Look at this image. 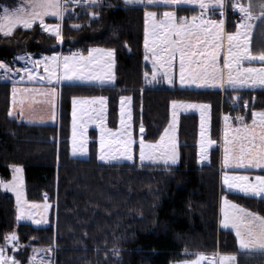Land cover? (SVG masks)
I'll return each instance as SVG.
<instances>
[{"label": "trees", "instance_id": "1", "mask_svg": "<svg viewBox=\"0 0 264 264\" xmlns=\"http://www.w3.org/2000/svg\"><path fill=\"white\" fill-rule=\"evenodd\" d=\"M252 2L255 5L257 0ZM18 3L0 0V12ZM71 8L74 12L70 10L62 22L63 43L40 26L18 29L10 37L0 35V61L11 63L22 54L115 50V84L63 85L59 124L42 126L10 118L13 84L0 82V180H11V167L22 166L27 198L54 204L49 227L17 224L14 197L0 186V246H8L4 238L15 232L19 237L16 244L25 249L54 247L52 264H172L193 260L202 253H236L237 264H264V255L238 253L232 233L219 228V206L224 195L264 213V200L223 189L219 147L222 107L227 111L234 107L236 117H243L239 123L252 124L253 113L264 112V89L222 92L149 86L152 69L144 54L145 12L153 10L162 15L163 9L127 5L122 0H103L100 7L90 9ZM227 11V31L231 34L238 23L232 19L230 6ZM253 40L254 52L264 50V39L254 34ZM123 96L131 97L135 134L138 136L143 126L144 137L151 142L168 127L174 101L208 104L211 137L218 144L211 151L210 164L200 166L197 162L200 122L195 114L180 118L177 166L100 163L95 130L91 156L87 160L72 158L73 99L105 97L108 125L114 129Z\"/></svg>", "mask_w": 264, "mask_h": 264}, {"label": "snow or ice", "instance_id": "2", "mask_svg": "<svg viewBox=\"0 0 264 264\" xmlns=\"http://www.w3.org/2000/svg\"><path fill=\"white\" fill-rule=\"evenodd\" d=\"M103 0H21L19 6L9 8L5 6L0 15V34L5 37L13 35L17 27L31 29L33 25L39 24L45 32L56 37L63 43L62 22L69 11L74 12L71 6L90 9L100 7ZM127 5H195L201 10V19L199 24L196 23V17L192 18V23L189 24L187 18H184L183 24H177L174 11H165L163 16L166 23L162 25V31H157V25L153 24L152 31V47H149V38L146 34L145 49L151 51L154 57L153 66L159 63L165 69L164 77L169 85L174 84L172 68L173 60L179 54V83L181 87L195 86L203 87H225L243 88V87H264V50L254 52L253 37L254 34L264 39V0H257L254 5L252 0H247V3H242L241 0H124ZM234 12H238L242 19L236 25L237 31L228 34L227 39V56L223 65L217 63L220 55V50L223 47L224 36L223 20L220 23H214L209 17L205 19L206 14L210 10L219 9L220 15L223 16L228 7ZM93 19L97 18V13H92ZM145 16L148 20L154 21L156 13L154 11H146ZM45 17H55L61 23L47 24ZM78 28V25H73ZM159 41V50L157 48ZM115 50L91 49L88 56L85 57L80 53H75L71 56L61 57L53 55L44 57L43 60H32L31 57H16V60L26 59L34 67L40 64L44 65L47 77H40L47 84H60L63 81L75 82H98L100 85L114 84L115 77L111 72L114 65ZM199 57H203L199 59ZM145 59H148L147 55ZM106 60V63L103 61ZM49 61L50 63H45ZM259 63L260 67L248 66ZM186 65L188 70L186 72ZM195 66V67H194ZM108 69L105 71V69ZM225 69L227 71H225ZM21 69H16L19 74ZM28 75L29 80H36L37 76L30 69H23ZM13 72L11 66L0 62V75L5 79ZM147 73L145 78L147 79ZM23 77H21L22 79ZM157 80V73L153 71L152 79L149 83ZM27 93L28 96H40L45 99L40 101L41 104L50 105L53 109L52 118H55L56 97L58 93L55 87H45L41 85L37 89L20 90L15 87L12 89V104L13 108L17 104V93ZM26 97L21 96L19 100L20 111L23 113ZM28 103H32L29 99ZM100 104L101 108L106 104L105 98L101 97L98 100H78L73 99V141L72 155L84 156L87 155V140L83 132L80 133L79 140L77 139V106L88 104ZM121 103V115L124 114V105L131 103V97H123ZM208 105L197 104H178L172 103L173 121L169 125L170 129L175 128L176 110L177 109H199L203 118L204 112L207 111ZM9 116H12L10 111ZM130 119V116H129ZM225 122L228 117H224ZM243 121V117L239 118ZM29 122H33L29 120ZM124 120H121V127L124 128ZM84 126L81 125V128ZM225 131L224 139V166L226 168H256L264 169V112L253 113L252 127L244 126ZM140 132H144L143 126L140 127ZM123 133L110 132L108 138L105 137V130L101 127L100 139V155L99 159L105 163L113 161L127 160L134 161L133 144L131 133L127 134V139L122 138ZM209 144L212 141H208ZM115 145V147H114ZM139 160L143 164L144 161L151 163H162L165 166L175 165L178 161V153L176 151V143L174 132L170 136L169 130L166 129L164 135L160 139L159 144L145 143L143 137L139 141ZM159 153V156H157ZM208 158V153L204 144V128L202 123L201 129V154L200 162L203 163ZM16 175L13 176L12 182L5 183L0 180V186H3L6 191H13L16 195L17 205L19 206L20 214L18 220L32 219L31 209L39 208L40 205L28 204L24 199L22 179L20 173L23 169L15 167L13 169ZM224 184L227 188L242 193L247 197H260L264 199V175H257L255 181H250L249 176H224ZM224 205L230 207L233 211L229 213L225 211L222 226L225 229L231 228L235 232V237L238 242V250L246 254L258 253L264 255V215L257 212L249 211L240 208L235 204H229L227 198H224ZM49 205H44V212L47 213ZM41 223L42 221H33ZM46 222V221H43ZM9 243L15 245L19 237L13 232L11 235L4 238ZM52 249H49L51 252ZM114 253L117 251L113 249ZM207 258L203 255L199 256L194 262L189 264H201V261ZM236 256L223 255L220 257L219 264H235ZM0 264H19L16 258L5 255V250L0 247ZM210 264H217L215 260Z\"/></svg>", "mask_w": 264, "mask_h": 264}, {"label": "rangeland", "instance_id": "3", "mask_svg": "<svg viewBox=\"0 0 264 264\" xmlns=\"http://www.w3.org/2000/svg\"><path fill=\"white\" fill-rule=\"evenodd\" d=\"M124 2V0H122ZM138 6H141V5H138ZM178 15H181V14H176L175 12V17H176V20L174 21L175 23L177 24H183L181 22H178V18L180 16ZM178 16V18H177ZM188 23H190L189 21H191L192 23V20H187ZM166 23L165 21V17L163 19H159L157 16L155 18L154 21H150L146 18V23H145V38H146V34L148 35V38H149V47L151 48L152 47V31H153V24L157 25V31H162V25ZM145 43V42H144ZM159 41H157V48L159 50ZM144 54L145 56L147 55L148 59H145V62L147 64H149L152 68V74H153V71H156L157 73V80L154 81V82H151L149 83V81H151L152 79V74L151 76L148 78L147 80V85L149 86H168V87H176V74H177V67L180 66L179 64V54L177 53L176 55V58L173 60V68H172V74H173V79H174V84L173 85H169L166 81V78L164 77V71L165 69L163 67H161V65L159 63H157L155 65V69H154V66H153V60H154V57L152 56V53L151 51H146L145 49V46H144ZM16 57H31L32 60H36L35 58H33V54H24L21 55V56H16ZM39 60H43V59H39ZM0 62H4V61H0ZM5 64L11 66V68L13 69V72L9 75V78L5 79L2 75H0V82H26V81H30L29 78H28V75L25 71H23V69L25 67H27L28 69H30L32 71V73L34 75L37 76V79L34 80V81H38L40 80L39 78L40 77H43L45 76V69H44V65L43 64H40L39 66H33L30 62H28V60L26 59H21V60H16L14 59L11 63L9 62H4ZM46 63V61H45ZM43 68L44 70V73L41 74V69ZM16 69H21V71L19 72V74H17L15 72ZM21 77H23L21 79ZM264 88V87H262ZM123 97H126V96H123ZM121 97V99L123 98ZM101 97H91V98H75V99H78V100H93V99H99ZM105 98V97H103ZM120 99V101H121ZM106 100V104L103 106V109L101 108V105L100 104H88V105H84L81 109V106H77V120H76V123H77V139L79 140L80 138V133L81 131L83 132L84 134V137H86V140H87V155H84V156H80V155H77V156H73L72 155V141H73V116H72V124H71V141H70V156L72 158H75V159H83V160H87L90 156H91V152H90V142L92 141V131L95 130L96 131V139L95 141L97 142L98 144V149H97V160L100 162V163H103V164H120V163H135L137 162L138 164H141V165H147V164H153V165H162V166H165L163 165L162 163H151L149 161H144L143 164L140 162L139 160V141L141 139V137H143L145 143H150V144H159L160 143V139L161 137L164 135V132L166 129L169 130V133H170V136L173 134L174 132V137H175V143H176V151L178 153V161L175 165H168V166H177L180 162V157H179V138H178V128H179V121H180V118L182 115H188V114H195L199 117V138H198V165L200 166H207L210 164V154H211V151L215 148H217L218 144L217 142H215L212 137H211V108L208 104H202V103H196V102H177L178 104L180 103H183V104H197V105H208V109L207 111L204 112V115H203V118L201 116V111L199 109H177L176 110V117H175V120H176V124H175V128L174 130L173 129H170L169 128V125L172 124V121H173V108H172V104H171V116H170V122H169V125L168 127L164 130L162 136L157 140V141H149L147 140L143 134H141L139 132V135L137 136L135 134V130H134V126H133V121H132V105L131 103L128 104L126 103L124 105V114L123 116L121 115V103L119 102V119H118V125L116 128L112 129L109 125H108V103H107V99L105 98ZM72 110H73V104H72ZM73 112V111H72ZM129 116H130V119H129ZM124 120L125 124H124V128L122 129L121 127V120ZM202 123H203V128H204V144H205V147H206V151L208 153V158L203 162L201 163L200 162V154H201V129H202ZM81 125H83L84 127L81 128ZM249 126V127H252V124H249V125H244L242 123L240 124H237L235 129H238L239 126ZM101 127L104 128L105 130V137L106 139L108 138V133L109 131L110 132H116V133H123V136L122 138L123 139H127V134L130 132L131 133V136H132V139L135 141V143L133 144V155H134V161H127V160H119V161H113L112 163H105L103 161H101L99 159V155H100V139H101ZM227 127H232L231 125L229 126H225L223 129L227 128ZM224 139H225V134H224ZM208 141H212L211 144L208 143ZM224 143V141H223ZM223 145V149H224V144ZM115 147V145H114ZM157 156H159V153H157ZM221 165L223 166V170H224V150H222V153H221ZM223 161V163H222ZM15 167H19V168H22V166H12L11 167V174H12V177H11V180L9 181H4L5 183H11L12 180H13V176L16 175L13 171V169ZM227 169H234V168H227ZM224 173V176L225 175H228V176H241V175H247L249 176L250 178V181L254 182L255 181V177L257 175H264V172H255V173H244V172H239V173H235V172H223ZM21 179H22V186H23V193H24V199L28 202V204H37V205H40L39 208H34V209H31V213H32V219H23V220H18L17 217L19 216L20 214V210H19V206L17 205V200H16V195L13 191H6L4 189L3 186L2 189L4 192L10 194L11 196L14 197V200H15V204H16V222L17 224H29L31 226H33L34 228H47L51 225V217H52V214H53V206L54 204H52L51 202H31L28 198H27V193H26V183H25V177H24V169L22 171V173L19 174ZM252 175H254L255 177H252ZM224 176H223V180H224ZM221 183H222V187L223 189L229 193V194H235V195H240V196H243V197H246V198H251V199H255V200H264L260 197H256V198H252V197H247V196H244L242 193H239V192H236L235 190H229L227 188V186L224 184V182H222V179H221ZM226 197V195H224V197L221 198L222 200V203L220 202V206H219V228L223 231H227V232H231L233 237H234V240H235V247H236V250L238 251V253H243V254H246L242 251H239L238 250V242L236 240V237H235V232L233 229L231 228H228V229H225L223 228L222 226V221H223V218H224V213L225 211H228L229 213H231L233 210L230 208V207H226L224 205V198ZM50 197H47V199H49ZM227 198V197H226ZM227 200L229 201V204H235L237 205L238 207L240 208H244V209H247L249 211H254V212H257L259 213L260 215H264V213H260L258 212L259 210H252L250 208H246L240 204H238L237 202L235 201H232L230 199L227 198ZM47 204L49 205L48 209H47V213L44 212V205ZM42 221L41 223L37 224V223H34L33 221ZM43 221H46V222H43ZM10 245V244H8ZM15 246V245H14ZM0 247H3L4 250H5V255L7 256H10V257H15L16 260L19 261V264H52V261H53V251L49 252V249H54V247L52 248H48V249H41V248H38V247H30L29 249H25L23 247H20V246H16V247H8V246H0ZM205 256L207 259L204 260V261H201V264H210L211 261L215 260L217 262V264H219V260H220V257L223 256V255H234L236 256V262L235 264H237V254L236 253H223V254H218L217 256H214V255H208V254H198L197 257L193 260H183V261H178V262H173L172 264H189V262H194L195 260H197L199 258V256Z\"/></svg>", "mask_w": 264, "mask_h": 264}, {"label": "crops", "instance_id": "4", "mask_svg": "<svg viewBox=\"0 0 264 264\" xmlns=\"http://www.w3.org/2000/svg\"><path fill=\"white\" fill-rule=\"evenodd\" d=\"M20 3H21V0H19V3H18L17 6H19ZM226 3H228V0H226ZM136 6H138V5H136ZM141 6H145V5H141ZM147 7H155V8L163 9L162 10V15H158L156 13V11H154L156 13V16L159 19H163L164 18L163 13L165 11H174V12H176V14H181V15H178V16H180L179 18L177 16L178 22L183 23L184 22V18H187V20H192L193 17H196V23L197 24H199V22H200V18H199V10L200 9L197 6H195V5H180L178 7L177 6H168V5H152V6H147ZM215 10L220 12L219 9H215ZM147 11H153V10H147ZM0 15H2V11L0 12ZM221 20H223V33H222V35L224 36V41H223V47L220 50V55L218 57L217 63L222 66L223 63H224V60H225V58L227 56V47H228V45H227L226 37L230 33H228V31H227V22L224 20L223 16H221V18L219 20V23H220ZM189 22H190L189 24H191V21H189ZM45 23L52 25V24L61 23V22L59 20H57L55 17H45ZM35 26H40V25L37 23V24L33 25V27L31 29H33ZM61 27H62V25H61ZM18 29L31 30V29H24L22 27H17L14 30V32L16 30H18ZM41 29L44 31V29L42 27H41ZM46 33H48V32H46ZM48 34H50V33H48ZM0 35H2V34H0ZM93 49H98V48H93ZM103 50H109V49H103ZM88 53L87 54L80 53V54H82L83 56L87 57ZM73 54H75V53L71 52L69 54H66V53H63V52H58V53L50 54V55H39V56L33 55L34 56L33 58H35L36 60H39V59H43L44 57H50V56H53V55H59L61 57H64V56H71ZM22 55L24 56V54H22ZM19 56H21V55H19ZM202 58L203 57H199V59H202ZM46 63H50V62L46 61ZM103 63H106V60L103 61ZM114 64H115V56H114ZM244 66L245 67H248V66L260 67L261 65L259 63H253L252 65H249L247 62H245ZM107 70L108 69L106 68L105 71H107ZM187 70H188V67L186 65V72H187ZM225 71H227V70L225 69ZM111 72L114 74V77H115L114 65L111 68ZM179 72H180V66L177 67V74H176V79H175L176 80V87H180V88L220 90L222 92H224L225 90H256V89H264L262 87H243V88H235L234 89L232 87L227 86V84H225V87H223V88H220V87L198 88V87H195L194 85L193 86L181 87L180 83H179ZM43 73H44V70L42 68L41 69V74H43ZM47 75H48V73L46 72L45 76H43V77H47ZM8 82L12 83L13 87H15L17 89H20V90L37 89V88H40L41 85H44L45 87H49V88L50 87H55L56 88L58 96L56 97V107H55V118L54 119L52 118V115H51L52 111H53L51 106L40 103V101L45 99L44 97L35 96V95L29 97L27 93H23L22 91L18 92L17 93V104H16L15 109H14L13 108V104H12V96H11L10 111H12V113H13L12 116H10L11 119L18 120L19 122H23V123L28 124V125H42V126H57L59 124L60 91H61V87L63 85H66V84L96 85V86L100 85L98 82H95V81H93V82H84V81L69 82V81H63L62 83H60L58 85L55 84V83L49 85V84H47L46 81H42V80H38V81L30 80V81H26V82H10V81H8ZM114 84H115V82H114ZM114 84H104L102 86H112ZM22 95H24L26 97V100H25V104H24L23 113L21 114L19 100L21 99ZM29 99L32 101V103H28ZM29 120H32L33 122L30 123ZM231 126L232 127L225 128L223 130V132L221 133V140H220L221 150H224L222 144H224L223 141H224L225 131L228 130L229 131V135H232L233 132L231 130H235V128H237L236 125H231ZM243 127L244 126H241V127L239 126V128H243ZM222 163H223V161H222ZM222 170H223V166H222ZM224 171L225 172H235V173H239L240 171L244 172V173L245 172L246 173L247 172H252V174H253L255 172H260V173L264 172V169H256V168L227 169L226 167H224L223 172ZM223 176H224V173L221 174L222 182H224ZM252 177H255V176L252 175ZM221 203H222V200H221Z\"/></svg>", "mask_w": 264, "mask_h": 264}, {"label": "built area", "instance_id": "5", "mask_svg": "<svg viewBox=\"0 0 264 264\" xmlns=\"http://www.w3.org/2000/svg\"><path fill=\"white\" fill-rule=\"evenodd\" d=\"M231 16H232V19L234 20V22H237V23H239L240 20L242 19V17L240 16L239 13H232ZM209 17L212 19V21L214 23H219V20H220L221 15H220V12H218L216 10H210L206 14L205 19H207ZM227 17H228V12L226 10L225 13H224V15H223L224 20H226ZM199 18L201 19V11L199 12ZM225 116H227L229 118L227 122H225V119H224ZM221 120H222V123L223 124H234V123H236L237 117L235 115L234 107H230L229 108V111L222 110Z\"/></svg>", "mask_w": 264, "mask_h": 264}, {"label": "water", "instance_id": "6", "mask_svg": "<svg viewBox=\"0 0 264 264\" xmlns=\"http://www.w3.org/2000/svg\"><path fill=\"white\" fill-rule=\"evenodd\" d=\"M141 134H144V132L143 133H141ZM10 244V246L12 247V246H14L12 243H9Z\"/></svg>", "mask_w": 264, "mask_h": 264}]
</instances>
